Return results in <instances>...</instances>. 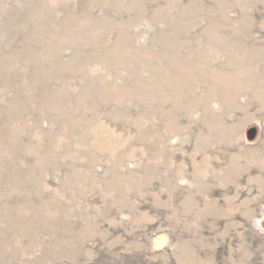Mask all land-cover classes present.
Instances as JSON below:
<instances>
[{
	"label": "rangeland",
	"instance_id": "374dc122",
	"mask_svg": "<svg viewBox=\"0 0 264 264\" xmlns=\"http://www.w3.org/2000/svg\"><path fill=\"white\" fill-rule=\"evenodd\" d=\"M0 264H264V0H0Z\"/></svg>",
	"mask_w": 264,
	"mask_h": 264
}]
</instances>
